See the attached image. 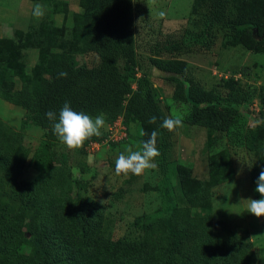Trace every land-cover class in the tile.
I'll list each match as a JSON object with an SVG mask.
<instances>
[{"label":"rangeland","instance_id":"1","mask_svg":"<svg viewBox=\"0 0 264 264\" xmlns=\"http://www.w3.org/2000/svg\"><path fill=\"white\" fill-rule=\"evenodd\" d=\"M56 1L57 7L51 9L41 1L0 0V11H6L5 14L7 11L25 13L13 24L0 23V38L19 45L16 63L26 77L37 63L39 49L36 46L21 48L20 44L24 35L28 40L26 44L31 45L32 34L29 33L38 31L42 22L59 31L52 48L43 49L44 55L54 52L57 55L64 49L70 52L74 68H92L98 62L96 55L81 50L77 39L72 37L74 31L81 30L74 25V15L82 12L77 0ZM250 1L227 0L228 14H236ZM209 2L133 0L135 52L142 57L150 56L151 47L168 35L189 31L186 33L187 53L166 58V61L189 69L204 91L222 93L229 84L242 89L247 99L238 111L244 124L250 126L256 123L252 106L264 104V51L253 52L243 45L227 46L224 44L227 33L217 29L212 31V44L204 45L202 39H195L194 44L195 19L206 13ZM36 4L45 8L39 22L32 16ZM16 31L22 35L18 39ZM117 66L125 72L121 60L117 61ZM240 67L249 68L250 73L239 74ZM138 68L139 75L146 71L164 119L183 118V127L173 132L165 129L168 137L162 134L157 140L160 146L165 142L160 147H164L162 154L156 158L158 167L140 176L115 174L118 155L127 147L138 150L152 132L123 116L124 103L118 115L103 114L102 134L86 141L81 149L69 151L56 139V153L63 154L66 163H53L40 169L38 166L46 154L44 131L26 111L0 96V219L8 223L14 235L5 240L4 251L0 253L2 262L42 264L22 238L38 240L51 253L56 245L62 249L66 241L76 243L84 229L93 239L107 237L124 241L135 249H144L150 240L151 264H187L177 258L171 234L187 223L201 225L208 221V243H188L184 249H179L181 253L189 251L204 256L225 253L233 255L241 264H264V217L256 218L246 212L245 202L261 198L255 188L259 173L264 169V130L254 131L255 138L248 144L242 136L244 126L228 128L216 139V131L186 122L189 110L178 97L175 80L148 68L144 60L139 61ZM136 78V75L130 77L131 87ZM19 87L15 80L12 90ZM260 124L264 125V120L261 119ZM109 129L117 131V138L125 134L124 139L106 143ZM141 131L149 135L141 136ZM89 142L97 144V148L89 151ZM156 147L159 150V146ZM18 230L22 237L16 236ZM246 243L249 247L244 246Z\"/></svg>","mask_w":264,"mask_h":264},{"label":"trees","instance_id":"2","mask_svg":"<svg viewBox=\"0 0 264 264\" xmlns=\"http://www.w3.org/2000/svg\"><path fill=\"white\" fill-rule=\"evenodd\" d=\"M41 1L56 8V0H28ZM252 0L247 6L234 15L227 12V0H210L206 13L195 19L197 32L192 33L195 39H202L204 45L212 44L213 30H222L227 33V46L243 45L253 52L264 51V0ZM80 11L74 15L75 24L81 30L74 31L73 39H77L80 49L92 52L98 62L92 68H74L71 64L70 52L64 49L56 55L43 54L45 47L52 48L58 29L42 22L38 31H34L29 42L23 35L20 47L36 46L39 49L37 63L32 68L29 77L23 74V69L16 63L18 44L14 45L9 39L0 38V96L13 105L26 111L36 126L44 131L47 142L44 145L46 154L43 163L38 168L43 169L51 164L66 163L63 154H57L55 141L57 137L52 133V124L46 119L45 113L55 111L57 116L65 102H68L73 111L84 112L91 116L106 114L114 117L122 112L127 119L139 123L141 126L165 134L160 125L164 116L153 97V90L147 73L139 75V61L144 60L148 68L166 75L169 80H175L178 97L188 107L185 118L189 125L205 127L217 132L219 139L222 132L228 128L245 127L243 139L246 144L255 138L256 130H264L261 125L263 113L255 112V124L245 125L239 107L247 99V95L235 84H229L225 91H204L197 83L189 69L177 66L166 58H175L187 53L188 46L186 32L168 35L161 43L154 44L149 50L150 56L142 57L136 54L133 27V0H77ZM55 4V6H54ZM254 30V31H253ZM16 39L22 35L15 32ZM202 41V42H203ZM19 47V48H20ZM17 49V50H16ZM122 61L123 70H119L117 61ZM67 72V78H61L59 73ZM239 74L248 75L250 69L240 67ZM136 75L134 87L129 79ZM20 84L19 89L12 90L14 81ZM124 107L121 110V106ZM263 105V104H260ZM151 116L156 117L155 124H149ZM220 123V127L219 126ZM260 124V125H258ZM255 131V132H254ZM236 134V133H234ZM86 143V142H85ZM165 142H161V146ZM252 144V143H251ZM161 154L162 147L157 141ZM246 146V145H245ZM246 148H248L246 146ZM248 150H250L248 148ZM209 222L196 225L187 223L174 230L171 234L176 247L175 254L179 260L187 264H241L233 255L211 254L204 256L198 253H181L188 243H208ZM29 229V224H26ZM88 230H82L76 243L66 241L62 249L56 245L54 252H48L40 242L34 238H22L28 245L33 256L42 264H151L150 240L145 243L144 249H135L131 243L112 241L107 237L93 239L87 235ZM231 232V231H230ZM14 236L8 223L0 219V253L4 251L8 238ZM17 237H22L18 230ZM71 247H67V245ZM249 247V243L244 245ZM132 247V249H129ZM49 250V249H48ZM246 250H244L245 252ZM244 254V253H243ZM171 257V256H168ZM0 264H5L0 260Z\"/></svg>","mask_w":264,"mask_h":264},{"label":"clouds","instance_id":"3","mask_svg":"<svg viewBox=\"0 0 264 264\" xmlns=\"http://www.w3.org/2000/svg\"><path fill=\"white\" fill-rule=\"evenodd\" d=\"M44 15L45 8L36 4L32 10V16L39 22ZM160 16L163 17L164 13L161 12ZM59 75L61 78H67L68 74L66 71H61ZM45 117L52 124V133L69 151H77L92 137H99L102 134L101 129L105 126L103 114L92 117L84 112L73 111L68 102L64 103L58 116L55 111L49 110L45 113ZM148 123L155 124L156 117L151 116ZM160 127L168 132H173L177 128L183 127V118L170 116L162 121ZM140 135L149 134L141 131ZM159 135V131L153 130L149 139L143 141L138 150L127 147L124 152H121L115 161V174L118 176H128L129 174L140 176L148 170L157 168L156 158L161 154L156 147ZM255 191L259 193L261 198L246 200V212L256 218H261L264 217V169L259 173Z\"/></svg>","mask_w":264,"mask_h":264},{"label":"built area","instance_id":"4","mask_svg":"<svg viewBox=\"0 0 264 264\" xmlns=\"http://www.w3.org/2000/svg\"><path fill=\"white\" fill-rule=\"evenodd\" d=\"M252 107H254L253 108V111H255V112H259V111H261L263 114V117H264V104L263 105H258V106H256V105H253ZM116 134H117V131H113V130H111V129H109V135L106 137V139H105V142L106 143H109V142H115L118 138L120 139V140H122V139H124V137H125V134H124V137L122 138V137H118L117 138V136H116ZM122 138V139H121ZM119 141V140H118ZM94 148H97V144H95V143H93V142H89L88 143V150L89 151H93V149Z\"/></svg>","mask_w":264,"mask_h":264},{"label":"crops","instance_id":"5","mask_svg":"<svg viewBox=\"0 0 264 264\" xmlns=\"http://www.w3.org/2000/svg\"><path fill=\"white\" fill-rule=\"evenodd\" d=\"M8 14H5L6 11H0V23H7V24H13L18 16H21L23 14V16H25L24 12L22 13V11L19 12H11V11H7ZM263 164H264V158H263Z\"/></svg>","mask_w":264,"mask_h":264},{"label":"water","instance_id":"6","mask_svg":"<svg viewBox=\"0 0 264 264\" xmlns=\"http://www.w3.org/2000/svg\"><path fill=\"white\" fill-rule=\"evenodd\" d=\"M254 31V30H253Z\"/></svg>","mask_w":264,"mask_h":264}]
</instances>
